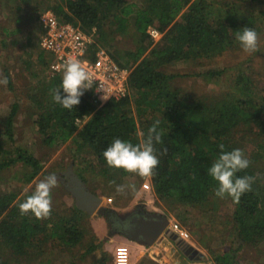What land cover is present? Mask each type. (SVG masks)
I'll list each match as a JSON object with an SVG mask.
<instances>
[{
	"label": "rangeland",
	"instance_id": "rangeland-1",
	"mask_svg": "<svg viewBox=\"0 0 264 264\" xmlns=\"http://www.w3.org/2000/svg\"><path fill=\"white\" fill-rule=\"evenodd\" d=\"M208 1L213 7L212 17L220 11L234 21L238 30L252 25L259 36V50L244 53L234 37L235 45L221 54L167 66L164 68L167 74L177 75L171 89L205 102L232 99L242 107L260 109L264 114V0ZM128 2L138 8L144 4V0ZM63 4L64 0H0V78L7 76L9 81L6 86L0 85V165L14 157L18 148L34 155L42 165L34 179L33 169L23 162L1 168L0 196L15 195L13 204L18 208V217L23 218L26 214L21 215L19 204L31 194L37 182L55 174L58 183L52 189V218H76L78 214L84 235L79 245L69 248L61 240L44 234L26 255L15 254L0 239V260L7 264H113L116 249L126 246L133 264H217L215 258L230 249H236L234 255L239 264H264V239L258 245H251L238 241L234 235L235 206L231 197L221 199L214 194L207 203L196 207L162 200L153 192L150 176L131 173L106 178L90 168L94 155L89 148L79 150L73 139L55 147L44 143L37 124L41 112L37 101L45 108L51 103L54 77L48 68L51 57L39 44V16L45 9L55 10ZM185 12L178 22L183 21ZM172 30L175 34V29ZM101 31L96 42L126 66V54L135 51L141 41L134 17H129L124 31L110 17L103 22ZM151 41V46L157 43ZM209 71L222 75H206ZM129 97H135L133 92ZM15 104L18 110L11 140L5 130ZM132 111L140 124L145 114L134 106ZM147 113L151 114L150 110ZM139 137L143 139L141 133ZM233 137L245 156L253 159L254 183L264 189V133L253 123H242ZM120 184L134 189L130 187L126 194H118L116 185ZM137 211L165 217L169 224L177 223L184 234L177 241L164 234L149 247L134 240L124 242L122 234H113L112 220L125 219ZM29 218L36 217L31 214ZM190 248L193 252L186 255ZM194 251L198 254L194 255ZM199 254L203 256L201 260L196 259Z\"/></svg>",
	"mask_w": 264,
	"mask_h": 264
},
{
	"label": "trees",
	"instance_id": "trees-1",
	"mask_svg": "<svg viewBox=\"0 0 264 264\" xmlns=\"http://www.w3.org/2000/svg\"><path fill=\"white\" fill-rule=\"evenodd\" d=\"M64 1L65 4L58 5L54 12L61 20L80 26L87 32L93 28L97 29V34L102 32L103 22L110 17L119 24V30L124 31L129 17H134V26L141 41L135 51L126 54V64L132 69L130 88L135 97L112 99L100 105L92 96H82L80 104L71 110L55 103L52 95L47 108L38 100L41 112L37 124L44 143L55 147L73 139L79 150L87 147L93 153L90 168L96 174L115 179L131 173L109 167L103 151L114 138L139 143V134L144 138L148 128L159 120L162 144L154 145L159 164L150 175L153 192L162 200L182 205L196 207L207 203L218 187L208 174V169L220 154L218 146L223 144L225 151L241 149L233 133L242 123H253L264 133V114L260 109L242 107L232 99L220 102L207 99L205 102L202 98L187 97L171 89L177 75L167 74L164 68L177 62L223 53L235 45L234 37L239 28L220 11L218 14L213 11L216 17H212L213 7L208 0H144L140 8L135 3L130 4L129 0ZM184 11L183 21L178 22ZM150 27L164 34L152 46L148 34ZM249 27L253 28L252 25ZM172 29H175V34H172ZM97 45L100 46L98 41ZM206 75L220 76L222 72L209 71ZM53 77L52 93L62 83L60 77ZM133 106L145 114L140 124L133 115ZM17 110L18 105L15 104L5 130L11 140L14 139L12 123ZM149 110L151 114L147 113ZM81 122H84L82 127ZM165 148L166 153L163 151ZM249 160L250 166L238 172V176L255 178L254 161ZM18 162L33 169L32 179L42 170L40 161L20 148L15 150L14 157L1 163L0 169ZM14 199L15 195L0 196V239L15 254H28L44 234L61 240L69 248L80 244L84 234L75 216L52 218L51 215L42 222L37 218L30 219L32 213L29 212L19 218ZM233 203L236 239L258 245L264 239V189L253 183L252 190L242 194L239 203ZM234 254L236 249H230L217 256L215 262L239 264ZM0 264L7 263L0 260Z\"/></svg>",
	"mask_w": 264,
	"mask_h": 264
},
{
	"label": "clouds",
	"instance_id": "clouds-1",
	"mask_svg": "<svg viewBox=\"0 0 264 264\" xmlns=\"http://www.w3.org/2000/svg\"><path fill=\"white\" fill-rule=\"evenodd\" d=\"M235 40L244 53L252 54L259 50V36L254 28L244 27L236 31ZM8 77L0 78V85L8 84ZM92 77L78 60L67 59L63 64L61 86L52 93L55 103L65 109H73L81 102L84 90L90 89ZM63 90V95L61 94ZM102 99H109L107 93ZM160 121H155L148 128L146 136L137 144L120 138H114L102 155L109 167L123 169L128 173L140 177H148L159 164L156 155L155 144H162V130L159 129ZM220 154L208 169V174L218 183L215 195L221 199L231 197L235 203H239L242 194L252 190L254 177L238 176L237 173L247 169L251 161L246 158L242 149L236 148L225 151V146L220 144ZM165 153L167 149L163 150ZM55 174L47 175L34 186V190L19 204L21 215L31 212L37 219H47L52 211V189L57 186ZM111 183L115 184V181ZM134 186L116 185V192L124 195L129 188ZM119 226V221H116Z\"/></svg>",
	"mask_w": 264,
	"mask_h": 264
},
{
	"label": "built area",
	"instance_id": "built-area-1",
	"mask_svg": "<svg viewBox=\"0 0 264 264\" xmlns=\"http://www.w3.org/2000/svg\"><path fill=\"white\" fill-rule=\"evenodd\" d=\"M41 30L40 48L51 57L49 72L62 79L63 64L67 59L78 60L92 77L91 88L83 96H92L98 104L109 100H121L130 96L131 67L123 66L111 52L97 45V29L84 31L80 26L61 20L52 9H45L39 16ZM148 34L159 42L163 34L157 28H149ZM107 93L109 99H102ZM177 223L169 224V230L181 239L184 234ZM113 264H133L131 251L120 246L114 254Z\"/></svg>",
	"mask_w": 264,
	"mask_h": 264
},
{
	"label": "water",
	"instance_id": "water-1",
	"mask_svg": "<svg viewBox=\"0 0 264 264\" xmlns=\"http://www.w3.org/2000/svg\"><path fill=\"white\" fill-rule=\"evenodd\" d=\"M137 216L138 218H135ZM118 229L129 238L137 242H142L146 246L155 244L164 234L170 236L174 241L179 239L169 230V221L165 217L159 215L135 214L125 222H122ZM191 252H193V248L187 250L186 255H189ZM193 254L197 255L198 252L194 251ZM192 255L190 257L191 259H193ZM202 257L203 256L199 254L196 259L201 260Z\"/></svg>",
	"mask_w": 264,
	"mask_h": 264
},
{
	"label": "crops",
	"instance_id": "crops-1",
	"mask_svg": "<svg viewBox=\"0 0 264 264\" xmlns=\"http://www.w3.org/2000/svg\"><path fill=\"white\" fill-rule=\"evenodd\" d=\"M151 28V27H150ZM135 214V213H134ZM134 214H132V215H130V216H128V217H126L125 219H121V218H117V217H115L113 220H112V223H113V234H115L116 232H118V234H122L121 236H125V238H121L124 242H126L127 240H133V239H131V238H129L127 235H125L124 233H122L118 228H119V226H117V224H116V222H114L115 220L116 221H126L128 218H130V217H132V216H134ZM76 218H79L78 217V214H77V217ZM168 220V219H167ZM136 243H142V242H137V241H135ZM105 245L108 247V243H105ZM154 245V244H153ZM150 246H152V245H150ZM147 247H149V246H147ZM91 250H93V248H90Z\"/></svg>",
	"mask_w": 264,
	"mask_h": 264
},
{
	"label": "flooded vegetation",
	"instance_id": "flooded-vegetation-1",
	"mask_svg": "<svg viewBox=\"0 0 264 264\" xmlns=\"http://www.w3.org/2000/svg\"><path fill=\"white\" fill-rule=\"evenodd\" d=\"M139 213H142V212H140V211L135 212V214H139ZM135 214H134V215H135ZM143 214H144V213H143ZM135 218H138V216L135 217ZM114 222H116V220H115ZM122 222H124V221H121V222L119 221V226L122 224Z\"/></svg>",
	"mask_w": 264,
	"mask_h": 264
}]
</instances>
